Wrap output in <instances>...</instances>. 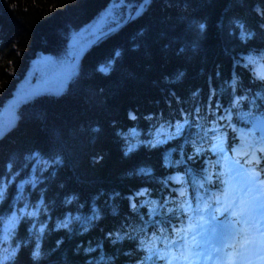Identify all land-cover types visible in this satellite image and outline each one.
<instances>
[{
  "label": "trees",
  "instance_id": "1",
  "mask_svg": "<svg viewBox=\"0 0 264 264\" xmlns=\"http://www.w3.org/2000/svg\"><path fill=\"white\" fill-rule=\"evenodd\" d=\"M142 1L0 0V112L33 59ZM141 9L0 139V227L19 215L0 264H187L161 237L231 223L228 160L264 179V0Z\"/></svg>",
  "mask_w": 264,
  "mask_h": 264
},
{
  "label": "water",
  "instance_id": "2",
  "mask_svg": "<svg viewBox=\"0 0 264 264\" xmlns=\"http://www.w3.org/2000/svg\"><path fill=\"white\" fill-rule=\"evenodd\" d=\"M145 1L143 0L132 13L114 26L107 27L105 14L100 21L83 26L72 33L68 43L74 47L75 52L69 56L68 60L61 61L54 66L49 73L44 74L40 71V66H44L49 62V56L43 55L40 58L33 59L25 76L17 83L12 96L2 106L0 112V139L16 126L20 106L41 95L59 96L63 94L71 79L77 74L78 67L85 54L115 32L126 21L138 16ZM51 61H53V58H50ZM252 127L255 132L264 138V115L255 119L252 122Z\"/></svg>",
  "mask_w": 264,
  "mask_h": 264
},
{
  "label": "rangeland",
  "instance_id": "3",
  "mask_svg": "<svg viewBox=\"0 0 264 264\" xmlns=\"http://www.w3.org/2000/svg\"><path fill=\"white\" fill-rule=\"evenodd\" d=\"M108 13L109 12H107L106 14ZM74 52V47L72 45H69L61 57H53V61H51L52 63L50 62V58L52 57L49 56V62L44 66H40V71L44 74H46V72L49 73L53 69V67L58 65L61 61L68 60L69 56ZM42 62L44 61L42 60ZM227 168L228 174L230 176L229 182L233 184V190L230 194L232 195V200L229 204H227V207H229L231 212L236 211L238 210L239 201L245 200L253 204L255 207V214L251 217V219L255 222L264 223V204L261 203L262 201H264L263 185L257 183L254 186H250L247 192L242 191V189L246 187L248 176L252 174L253 171L247 170L246 167L232 159L228 160ZM18 216V214L12 213L0 227V247L2 249V256H5L7 254V252L3 250H5L9 232L17 222ZM232 220L235 221L236 218ZM225 226L226 225L215 224L212 233L209 235L206 234L203 237L202 242L200 243L205 247L206 252L217 255L218 257H224V248L220 247V236L224 232ZM237 227H240V225H237ZM249 239L253 241V244L247 247L241 255V260L245 262L252 260V258L264 252V238H262L253 230ZM231 257L232 255L228 254V259L218 258L215 260H208L207 256L205 255V258L201 260L200 256H195L192 259L191 264H233Z\"/></svg>",
  "mask_w": 264,
  "mask_h": 264
},
{
  "label": "snow or ice",
  "instance_id": "4",
  "mask_svg": "<svg viewBox=\"0 0 264 264\" xmlns=\"http://www.w3.org/2000/svg\"><path fill=\"white\" fill-rule=\"evenodd\" d=\"M203 27V25H200L201 29H203ZM117 55H119V53H117ZM110 64L111 62L102 65L99 71L107 73L110 70ZM257 183L264 185V179L260 178V173L258 171L253 170L252 174L247 178L246 187L242 189V191L247 192L250 186H254ZM261 203L264 204V201ZM231 214L236 217V220L225 226L224 232L220 236V247L232 250V261H238L239 264H247V262L241 260V255L247 247L253 244V241L249 239L253 230L264 238V223L255 222L251 219L255 214V207L245 200H240L238 210L233 211ZM237 225H240V227H237ZM199 227L200 225L197 224L196 228L182 230L183 235H180L179 239L175 238V236H162L161 242L164 243L166 250L169 248L179 249L181 257H183L187 264H191L192 259L197 254L200 255L201 260L205 258V255L208 260H215L218 258L228 259L227 252H225L224 257H218L217 255L206 252L205 247L197 240L196 229ZM189 233H191V238L194 241L192 244H189ZM154 254L155 253H153V255ZM175 259L179 260L180 258L177 257ZM169 264H172V262L169 261Z\"/></svg>",
  "mask_w": 264,
  "mask_h": 264
},
{
  "label": "bare ground",
  "instance_id": "5",
  "mask_svg": "<svg viewBox=\"0 0 264 264\" xmlns=\"http://www.w3.org/2000/svg\"><path fill=\"white\" fill-rule=\"evenodd\" d=\"M68 46H69V43H68Z\"/></svg>",
  "mask_w": 264,
  "mask_h": 264
}]
</instances>
